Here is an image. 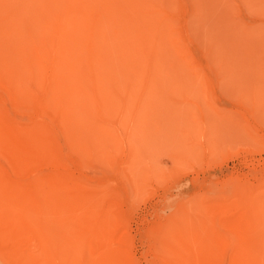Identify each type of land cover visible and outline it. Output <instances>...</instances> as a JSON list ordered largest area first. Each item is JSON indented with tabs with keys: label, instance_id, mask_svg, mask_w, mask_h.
Listing matches in <instances>:
<instances>
[{
	"label": "bare ground",
	"instance_id": "1",
	"mask_svg": "<svg viewBox=\"0 0 264 264\" xmlns=\"http://www.w3.org/2000/svg\"><path fill=\"white\" fill-rule=\"evenodd\" d=\"M178 9L174 0H0V159L8 165L0 164L2 245L16 249L25 239L28 249L43 259L53 251L47 243L59 223L79 225L98 241L99 232L112 229L101 222L112 218L116 224L108 210L114 200L102 195L111 194L112 188L104 193L105 183L92 186L81 172L87 164L78 158L82 160L89 149L78 128V107L85 114L82 120L87 107H200L196 85L203 98H214L210 75L187 47L188 18L181 19ZM255 34L263 43L264 36ZM262 69L259 79L264 77ZM174 94L182 101L173 102ZM144 96L147 101L133 103ZM99 133L110 136L107 126ZM250 201L244 202L240 217L233 212L227 216L230 206L222 207L225 221L234 226L233 248L214 224L210 227L204 211L205 216L200 215L205 219L198 213L194 219L188 213L191 220L179 214L173 227L175 244L168 239L170 252L165 247L171 264H264V210L252 204L253 198ZM97 222L105 227L99 229ZM103 237L97 241L101 246L107 244ZM110 261L104 264H113Z\"/></svg>",
	"mask_w": 264,
	"mask_h": 264
},
{
	"label": "rangeland",
	"instance_id": "2",
	"mask_svg": "<svg viewBox=\"0 0 264 264\" xmlns=\"http://www.w3.org/2000/svg\"><path fill=\"white\" fill-rule=\"evenodd\" d=\"M174 3L179 6L180 18H188L191 39L187 47L210 75L214 98L211 101L203 98L199 94L201 87L196 85L200 107H87L86 120H82L85 114L78 107V128L89 149L82 160L78 158L87 164L81 172L92 186L105 183L104 193L112 188L111 194L108 191L107 196L102 195L111 202V196L114 200L109 202L108 210H112L109 217L116 216L113 219L116 224L111 223L112 218L101 223L107 224L103 225L105 228L119 230L116 233L110 232L112 229H103L105 233L101 230L105 235L97 232L100 234L97 238L104 236L107 241L101 246L98 243L101 238L98 241L95 234L89 236L79 225L59 223L49 235L50 240L47 238L51 244L47 243L48 249L53 251L43 259L39 252L28 249L24 239L19 250L0 243V264H104L118 257L122 261L120 258L113 264H171L173 260L167 253L170 241H176L174 221L179 214L190 220V215L194 219L196 213L203 217L206 214L211 225L207 224L212 228L214 224V229L220 230L233 248L237 242L231 231L234 226L225 221V214L242 216L244 202L250 203L252 198V204L264 210V193L258 196L264 191V42L255 36L258 32L264 36V0H174ZM146 65L142 63L143 68ZM258 66L263 70L262 79L257 77L261 70ZM165 72L160 74L167 77ZM170 98L176 103L182 101L179 94ZM147 100L146 96L136 97L133 103ZM102 126H107L109 138L99 133ZM0 164L8 166L2 158ZM115 203L117 210L112 207ZM222 207H228L227 212ZM201 217L202 222L205 218ZM97 226L103 228L98 222ZM109 233L113 235L107 239ZM116 248L122 251L117 252ZM109 252L116 254H110V259L106 257ZM6 253H12L13 258ZM24 253L28 258L22 260L20 255Z\"/></svg>",
	"mask_w": 264,
	"mask_h": 264
}]
</instances>
